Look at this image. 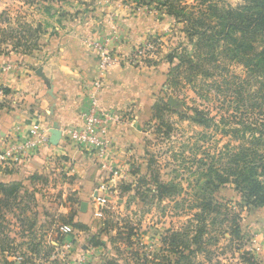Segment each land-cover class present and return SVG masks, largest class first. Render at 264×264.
I'll list each match as a JSON object with an SVG mask.
<instances>
[{
	"label": "rangeland",
	"instance_id": "obj_1",
	"mask_svg": "<svg viewBox=\"0 0 264 264\" xmlns=\"http://www.w3.org/2000/svg\"><path fill=\"white\" fill-rule=\"evenodd\" d=\"M165 2L166 0H0V57L4 59H8L11 54L40 53L45 50V38L57 40L63 34L71 35L76 27H87L86 24L90 21L101 22L107 17L119 21L137 18L143 25L146 24L147 29L142 35H137L139 41L124 54H130L144 43L153 42L154 55L138 68L160 64L167 68L157 94L151 96L154 101L152 109L142 117L145 157L132 159V162L121 167L115 161L118 169L129 173L130 177L127 176L126 180L119 179V176L112 179L107 174L106 183L110 182L114 187L110 196L115 198L111 199L113 203H109V210L103 220L98 222H101L99 226L104 227L105 232L115 226L114 246L109 242L110 248L106 250H88L89 255L85 253L88 255L86 264H172L176 257L168 246L171 235L173 232L183 234L189 231L187 239L192 238L198 224L195 216L199 214L200 208L196 203L203 196H209L205 174L210 165L219 168L226 161V154L235 153L241 147L253 148L249 133H245L244 139H241L242 132L233 134L231 130H239L248 124L264 130V101L260 99V94L264 91L259 92L258 80L240 63L229 62L222 56H218L216 63H210L207 59L204 60V55L199 57L194 54L184 31V23L165 14L166 8L159 6ZM169 3L177 6V10L182 9L197 17L199 12L208 14L210 5L219 9H235L244 2L170 0ZM105 36H117L114 45L123 41L122 34L114 27L106 35L99 37L97 42L102 41ZM182 57L191 63H182L176 75L168 78L169 71L180 64ZM9 65L10 61L6 64L0 62V72ZM170 100L174 101L173 106L169 105ZM193 111L202 113L209 120V127L192 122L190 119L194 115ZM123 113L122 123L135 119L131 109ZM260 142L263 145L259 152H264V131ZM138 159H142V162ZM56 178L61 182L68 180L67 176L62 177L58 173L51 178V182L58 183ZM114 180L121 182L118 190L111 183ZM158 184L165 186L162 197L158 194ZM59 193H54L53 196H58ZM129 193L131 194L128 196ZM210 196L214 202L223 204L221 214H240L239 225L242 223L246 211L240 212L237 208L239 195L231 184L220 187ZM213 217L217 221L221 220L217 214L208 216L206 234L199 242L202 251L192 258V264H244V253L255 261L258 260L259 257L255 258L258 246L256 232L240 242H232L230 233L226 230L227 223L220 227L217 223L212 225ZM61 225L69 224L66 220L56 224L52 245L50 241L45 243L43 237L27 241L32 243L35 240L36 252L32 251L33 247L21 249L16 243L14 247L17 253L14 254L12 264L76 262L80 253L72 254L76 258L71 259L72 251L68 253L62 249V237L58 230ZM224 232L226 233L223 234ZM129 233L131 235L128 237ZM187 239L180 237L182 242ZM1 243L7 246L9 241L2 238ZM250 243L256 247L245 248ZM239 245L240 249L237 250ZM87 246L92 248L93 245L86 243ZM56 249L57 260L50 261L51 254ZM62 254L66 256L64 259L60 258ZM97 257L98 260L95 261L94 258Z\"/></svg>",
	"mask_w": 264,
	"mask_h": 264
},
{
	"label": "crops",
	"instance_id": "obj_2",
	"mask_svg": "<svg viewBox=\"0 0 264 264\" xmlns=\"http://www.w3.org/2000/svg\"><path fill=\"white\" fill-rule=\"evenodd\" d=\"M143 24L137 18L119 21L107 17L101 22L90 21L87 27H76L71 35L63 34L57 40L45 38V50L35 55L0 57L1 63L10 61L12 66L9 72H0V85L5 86L4 95L0 97V149L8 138L24 139L33 125L38 124L48 132L54 125L60 130L78 127L81 112L87 107V88L98 80L101 85L99 102L103 109L122 114L131 109L135 115L134 120L115 125L110 130L111 158L120 167L132 159H143L145 136L142 117L152 109L154 101L151 96L157 94L167 68L161 64L145 68L114 66L101 73L98 56L92 46L114 27L123 36L117 50L127 53L139 41L137 35L146 31V24ZM37 70H41L42 77L37 75ZM49 139L50 134L48 142L28 153L19 165L0 166V264H12L17 253L16 243L21 249L33 247L35 252V240L33 244L27 242L32 238L43 237L45 243L50 241L52 245L56 224L65 220L84 227L75 229L71 256L81 254L92 231H97L94 224H101L94 218L98 206L95 198L99 183L107 181L106 174L100 171L88 151L73 146L62 136L55 146L49 144ZM142 159H138L139 162ZM119 170V179H128L129 173ZM58 173L62 177L67 176L68 180L61 182L56 178L59 182L52 183L51 178ZM116 181L111 183L118 190L121 182ZM57 192L59 195L53 196ZM104 197L108 204H112L111 199L115 198L110 195ZM82 202L87 203L85 212L80 211ZM114 227L100 235L101 246L94 248L91 245L94 251L110 248L109 242L114 246ZM240 230L244 239L256 232L258 246L250 243L245 248L256 247L255 258L259 257L256 264H264V207L246 211ZM2 238L9 241L7 246L2 245ZM94 260L97 261L98 257Z\"/></svg>",
	"mask_w": 264,
	"mask_h": 264
},
{
	"label": "trees",
	"instance_id": "obj_3",
	"mask_svg": "<svg viewBox=\"0 0 264 264\" xmlns=\"http://www.w3.org/2000/svg\"><path fill=\"white\" fill-rule=\"evenodd\" d=\"M136 2L137 0H126ZM170 0L160 3L165 7L164 13L172 16L176 21L183 22L189 44L193 53L199 57L204 55L208 62H217L218 56H222L229 62H237L243 65L250 75L256 78L260 84L259 92L264 91V0H243V4L235 9H219L215 5L208 7L209 13L199 12L197 17L192 13H185L182 9L177 10ZM214 21V23L212 22ZM171 61V57L169 58ZM202 60V61H204ZM180 64L173 67L168 78L176 75L182 63H191L180 59ZM197 66H200L197 64ZM200 68V67H198ZM197 72V71H196ZM260 79V80H259ZM261 101H264V92L260 94ZM190 119L199 126L209 127V120L205 119L202 113L193 111ZM264 128V124L262 125ZM263 129L253 124L243 125L239 130H231L233 134L241 133L244 139L245 133H249L253 148L241 147L235 153L225 155L226 161L220 164L219 168L210 165L205 176H207L206 189L209 196H203L198 203L199 214L195 216L197 225L191 239L189 231L183 234L173 232L169 242V250L176 257L172 264H192V258L201 252L200 239L206 234V221L211 214L220 215L221 220L212 218V225L217 223L220 226L227 223L226 229L230 233L231 241L240 242L243 237L240 230V214H221L223 204L212 200V192L220 187L231 184L234 191L239 195L240 202L237 205L239 211H248L251 208L264 207V152H259L262 147L260 140L263 137ZM258 133V134H257ZM257 134V135H256ZM257 147L256 149H254ZM214 165V164H213ZM165 186L158 184V194L162 197ZM68 224L76 230L84 227L80 223L68 221ZM97 231H92L90 245L101 246L100 235L105 231L99 224H94ZM99 226V228H98ZM92 230V229H91ZM224 232L223 234H225ZM131 233L128 234V237ZM185 237L182 242L180 237ZM165 242V241H164ZM192 245V247H191ZM239 248L237 250L240 249ZM187 251V252H186ZM244 264H256L257 262L243 254ZM109 264H114L109 262Z\"/></svg>",
	"mask_w": 264,
	"mask_h": 264
},
{
	"label": "built area",
	"instance_id": "obj_4",
	"mask_svg": "<svg viewBox=\"0 0 264 264\" xmlns=\"http://www.w3.org/2000/svg\"><path fill=\"white\" fill-rule=\"evenodd\" d=\"M117 36H105L102 41H94L92 46L98 56L99 70L101 73L106 72L114 66L141 67L146 61L154 55L153 42L144 43L142 46L135 48L130 54H121L117 50ZM119 43V42H118ZM117 43V44H118ZM11 65L2 68L3 74L9 72ZM4 85L0 86V97L4 95ZM101 85L98 80L94 81L87 88V107L81 112V124L78 127H65L60 130L61 136L66 138L73 146L83 148L88 151L94 158L97 166L103 174H108L110 178H116L119 174L118 167L111 158V140L109 132L113 126L123 122V114H118L113 110H105L99 102V91ZM47 129L40 125H33L24 139L8 138L6 144L0 149V166L11 167L17 166L22 159L30 152H33L48 142ZM107 181H101L96 189L97 197L95 202L98 204L94 212L96 221L103 220L106 211L109 210L108 201L104 196L110 195L114 187ZM59 234L62 237V249L70 253L75 242L76 230L70 225H61ZM91 247H86L80 254L76 262L70 264H86ZM85 253H88L86 255ZM58 249L51 254L50 261H56ZM64 254V253H63ZM60 255L64 259L65 255ZM67 254V253H66Z\"/></svg>",
	"mask_w": 264,
	"mask_h": 264
},
{
	"label": "water",
	"instance_id": "obj_5",
	"mask_svg": "<svg viewBox=\"0 0 264 264\" xmlns=\"http://www.w3.org/2000/svg\"><path fill=\"white\" fill-rule=\"evenodd\" d=\"M36 73L38 76L42 77L41 70H37ZM173 104H174V101L170 100L169 105L173 106ZM49 134H50L49 144L55 146L61 138V132H60L59 127L57 125H54V127L50 129ZM86 208H87V203L82 202L80 205V211L85 212Z\"/></svg>",
	"mask_w": 264,
	"mask_h": 264
}]
</instances>
